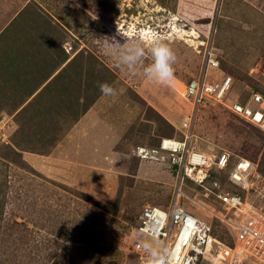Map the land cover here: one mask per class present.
<instances>
[{
    "label": "rangeland",
    "instance_id": "rangeland-1",
    "mask_svg": "<svg viewBox=\"0 0 264 264\" xmlns=\"http://www.w3.org/2000/svg\"><path fill=\"white\" fill-rule=\"evenodd\" d=\"M108 37L141 41L146 50L162 40L176 56L174 78L157 84L139 68H117L103 51ZM206 50L220 65L207 68L211 80L226 74L237 87L264 93V0H0V264H138L133 240L160 245L133 228L144 207L173 200L177 177L166 164L139 161L135 149L184 139L186 108L175 90L201 74ZM150 62L146 52L143 64ZM100 83L117 95H103ZM90 108L116 133L93 167L71 156L69 141L59 152L64 165L50 177L23 159L22 152L52 153ZM192 133L190 148L247 158L264 177L258 128L211 104L197 113ZM89 149L99 153L96 143ZM226 173L213 169L201 184L184 180L178 203L233 248L238 217L214 195L230 187ZM86 180L96 193L69 184ZM227 264L259 263L239 254Z\"/></svg>",
    "mask_w": 264,
    "mask_h": 264
},
{
    "label": "built area",
    "instance_id": "built-area-1",
    "mask_svg": "<svg viewBox=\"0 0 264 264\" xmlns=\"http://www.w3.org/2000/svg\"><path fill=\"white\" fill-rule=\"evenodd\" d=\"M205 63L201 74L188 82H181L182 91L175 90L177 97L186 108L179 128L184 139L179 141L161 138L156 146L140 145L135 155L140 161L166 164L175 168L177 186L175 197L167 206H146L139 215L136 228L140 233L160 242L167 250L168 264H199L207 259L212 264H227L234 256L244 254L259 264H264V177L257 171V164L251 160L232 155L222 150L211 155L190 148L193 136L192 124L199 110L217 104L247 124L264 132V94L251 92L244 101L232 95V78L228 75L211 80L206 75L210 66L219 67V61L212 51H205ZM228 168V182L240 189L242 194L220 190L214 194L217 202L226 211L238 217L233 222L235 231L233 248L224 246L214 235L212 225L190 213L178 203L183 195L184 180L199 184L211 176L213 169ZM229 222L226 217L220 218ZM239 251H235V246ZM130 251L138 264H146L147 253L142 244L133 240Z\"/></svg>",
    "mask_w": 264,
    "mask_h": 264
},
{
    "label": "clouds",
    "instance_id": "clouds-1",
    "mask_svg": "<svg viewBox=\"0 0 264 264\" xmlns=\"http://www.w3.org/2000/svg\"><path fill=\"white\" fill-rule=\"evenodd\" d=\"M118 31L117 29V35ZM108 40L103 51L114 60L117 68L125 69L130 73H135L139 68L146 79L157 84L170 83L174 78L176 56L171 47L162 40H153L147 50L143 42L135 39H124L121 42L115 37H108ZM146 52L151 62L145 65L143 61ZM98 87L105 96L117 95L116 89L107 83H100ZM142 247L147 253L146 264H168L167 250L163 245L154 247L153 244L145 241Z\"/></svg>",
    "mask_w": 264,
    "mask_h": 264
},
{
    "label": "crops",
    "instance_id": "crops-1",
    "mask_svg": "<svg viewBox=\"0 0 264 264\" xmlns=\"http://www.w3.org/2000/svg\"><path fill=\"white\" fill-rule=\"evenodd\" d=\"M1 56L2 55L0 54V59H3L4 57L1 58ZM9 61L12 62L11 60ZM49 80L50 77L47 79L46 83L49 82ZM44 86L45 85H43L42 87ZM103 135L107 136L106 142L98 143V139ZM114 136H116L114 127H112L109 123L101 121L95 108H90L74 123L72 128L68 131V136L65 138V140L57 145L53 152L48 156H40L29 152H22V157L24 160L28 161L35 169H38V171H40L42 174L50 177L53 174H57L61 166L64 165V160L62 161V159H60L59 152L62 148L66 149V142L69 141L70 143L75 142L76 145L75 148H72V154L69 152L71 156L77 159L80 165H85L86 167L91 168L95 165L94 162L97 161L99 155H103L107 151V145L109 143H112ZM80 143L83 146L77 147ZM91 143H96L99 146L98 154H90L91 150L89 149V147ZM84 153H88L89 155H85ZM113 157H111V161L108 162V164H110L112 168L114 162ZM69 184L74 185V187L79 188L88 194H91V192L96 193L98 191V188L92 185L88 180L83 182H69Z\"/></svg>",
    "mask_w": 264,
    "mask_h": 264
},
{
    "label": "trees",
    "instance_id": "trees-1",
    "mask_svg": "<svg viewBox=\"0 0 264 264\" xmlns=\"http://www.w3.org/2000/svg\"><path fill=\"white\" fill-rule=\"evenodd\" d=\"M219 70H220V65H219V67L216 69V71H219ZM220 72H221V71H220ZM222 76H226V74H223ZM228 76H229V75H228ZM230 77H231V76H230ZM231 78H232V77H231ZM190 80H191V79H190ZM188 81H189V80H188ZM188 81H186V82H188ZM232 81H233V83H232V95H233V97L236 96V98H237L238 95H239L240 100H242V101H244L245 98H246L251 92H260V91H258V90H254V89L245 90V87H237V86H236V85H237L236 82L239 81L238 79H234V78H232ZM260 93H262V92H260ZM262 94H264V93H262ZM211 104H214V103H210V105H211ZM158 142H159V141H158ZM139 161H140V160H139ZM174 169H175V168H172V169H171L173 173H175ZM225 170L227 171V173H226V181H227L228 184H230V183L228 182V180H227V176H228V168L225 169ZM223 190H229V191H231L232 193L242 194V191H241L240 189L234 187V186L231 185V184H230V187H228V189H223ZM161 207H162V206H161ZM138 219H139V216H138V218H137V222H138ZM137 222H136V224H137Z\"/></svg>",
    "mask_w": 264,
    "mask_h": 264
},
{
    "label": "bare ground",
    "instance_id": "bare-ground-1",
    "mask_svg": "<svg viewBox=\"0 0 264 264\" xmlns=\"http://www.w3.org/2000/svg\"><path fill=\"white\" fill-rule=\"evenodd\" d=\"M194 35V34H193ZM192 37V36H191ZM195 38V37H194ZM235 250H239L238 246L236 245Z\"/></svg>",
    "mask_w": 264,
    "mask_h": 264
}]
</instances>
